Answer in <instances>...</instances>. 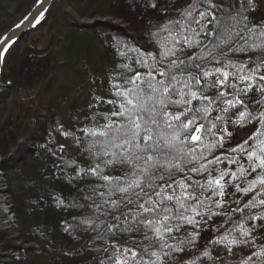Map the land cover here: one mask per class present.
Returning <instances> with one entry per match:
<instances>
[{
  "label": "snow or ice",
  "instance_id": "snow-or-ice-1",
  "mask_svg": "<svg viewBox=\"0 0 264 264\" xmlns=\"http://www.w3.org/2000/svg\"><path fill=\"white\" fill-rule=\"evenodd\" d=\"M256 9L254 0H189L153 25L152 51L114 38L121 62L108 77L110 98L93 90L76 127L57 126L67 143L50 135L53 176L75 192L52 199L78 212L63 231L73 240L88 234L81 247L94 253L92 264H215L217 246L231 256L247 249L237 264H264V21L251 16ZM10 39H0V63ZM237 130L250 134L225 148ZM206 230L218 235L201 248Z\"/></svg>",
  "mask_w": 264,
  "mask_h": 264
},
{
  "label": "rangeland",
  "instance_id": "rangeland-1",
  "mask_svg": "<svg viewBox=\"0 0 264 264\" xmlns=\"http://www.w3.org/2000/svg\"><path fill=\"white\" fill-rule=\"evenodd\" d=\"M152 2L155 3V7L149 6V0H106L105 2L102 0V3L93 0L53 2L51 8L54 5V12L50 17L48 14L42 27H37L38 31L26 36L25 39L23 37L26 34L20 39H23L21 43L31 47L26 55L27 58L32 56L31 52H33L37 53L36 60L43 61L39 62L38 67L28 75L29 78L25 79L21 76V70L26 62L23 58L15 60L6 80L8 86L13 88L3 83L2 77L0 127L5 120L19 121L22 114L31 115L34 112L44 126L29 133L25 151L32 152L37 148V141L45 137L46 129L54 130L57 124L71 123L73 116L71 119H66L69 112L80 114L76 107L83 106V99L90 102L93 90H96L99 96L107 95L109 74L115 71L117 64L121 62L111 47L113 39L118 38L142 52L152 51L153 45L149 41L148 33L153 25L174 17L177 10L183 8L189 0H152ZM254 2L257 9L251 13V16L257 21H264V0H254ZM27 3L28 0H0V16L14 24L29 11L34 2L28 6ZM55 12L58 17H55ZM49 46L51 47L49 51L47 49L48 54L41 50ZM41 63L44 64L43 68ZM44 70L48 75L40 79ZM3 73L2 69V76ZM93 80L96 82L93 83ZM101 84L104 90H100ZM76 86L87 88L86 90L89 91L83 89L76 93ZM76 94L79 95L77 96L79 99ZM101 110L104 111L106 108L102 107ZM228 130L233 131V127L229 126ZM249 134L248 130L235 131V139L226 143L225 148L234 146L246 139ZM1 165L2 161H0V169L7 184L8 195L10 194L13 202L17 229L6 234H4L6 231L0 233V264H30L28 263V259H32L30 250L41 247L37 242L30 241L35 239L28 234L33 228L32 223L35 219L29 217L31 209L29 210L28 207L23 211L24 218L18 216L17 187ZM43 262L33 259V264H45Z\"/></svg>",
  "mask_w": 264,
  "mask_h": 264
},
{
  "label": "trees",
  "instance_id": "trees-1",
  "mask_svg": "<svg viewBox=\"0 0 264 264\" xmlns=\"http://www.w3.org/2000/svg\"><path fill=\"white\" fill-rule=\"evenodd\" d=\"M35 0H28L27 6L34 2ZM102 0H93V2ZM106 0H104L105 2ZM186 1V0H185ZM54 12V5L51 8L49 17ZM56 13V12H55ZM55 17H58L56 13ZM12 21H7L2 16H0V35H2L6 29L12 25ZM42 23L39 27H42ZM38 27V28H39ZM72 28V27H71ZM38 31V29L29 32L26 36ZM22 40H19L7 53L3 70L4 73L3 83L7 84L8 71L11 69L13 62L19 58H23L26 62L24 68L21 70V76L28 79V75H31L33 70L38 67L39 62L43 60L35 59L37 55L31 52L32 56L28 58L26 55L29 53L31 47H27ZM50 47H45L44 50L47 54ZM41 53V52H40ZM50 53V52H49ZM41 67L44 64L41 63ZM49 73V72H48ZM42 74V73H41ZM47 72L43 71V76L40 79H44L47 76ZM8 86V84H7ZM13 88V86H8ZM78 93L80 90H86L87 88H82L81 86H76ZM16 88V87H15ZM89 91V90H86ZM89 95V92H88ZM79 96L76 94V97ZM101 97L110 98L107 95L100 94ZM89 97V96H88ZM78 98V97H77ZM87 98V97H86ZM79 99V98H78ZM81 99V95H80ZM81 101V100H79ZM90 102L86 99L82 100L83 106L76 107L80 114H73L69 112L66 119H71L72 116L83 117L87 114V105ZM30 118V119H29ZM56 125L54 130H45V137L42 140H38L35 151L29 152L25 151L27 145L29 133L32 130L41 128L44 126L43 122L39 121L38 116L34 112L32 114H22L20 120L9 121L5 120L0 127V158L2 161L1 168L8 174L10 180L16 185L18 191V216L22 219L25 216L23 213L24 209L28 207L29 217H34V222L32 223L33 228L28 232L29 236L32 235V242H37L41 247L38 249L30 250V257L28 263L33 264V259L43 262L45 264H92L93 252L89 248H82L81 246L85 244L88 240V234L82 231H77L74 235L77 237L73 240L67 233L63 231L64 225L62 221L72 222L73 216H78L76 210H64L63 208L56 207L55 201L52 199L53 193H58L62 197H70L75 195L74 190L53 176V164L55 163V158L47 152V148L51 147L55 149V144H48L50 135L57 136L60 135L56 130ZM68 129H73L76 125L71 119V123L63 124ZM56 144L67 143L61 136L55 137ZM231 147V146H230ZM23 155H28L24 157ZM67 202V201H66ZM24 204L26 205L24 207ZM215 225L223 223L224 218H214ZM212 227V222H209ZM218 233L211 230H206L201 233L202 239L200 240V246L203 248L207 242L212 239ZM72 248V249H69ZM80 251H77V250ZM248 254V250L244 249L236 256H231L223 249L222 246H217V251L213 253L217 257L215 264H237L240 255ZM40 259V260H39ZM43 259V260H42Z\"/></svg>",
  "mask_w": 264,
  "mask_h": 264
},
{
  "label": "water",
  "instance_id": "water-1",
  "mask_svg": "<svg viewBox=\"0 0 264 264\" xmlns=\"http://www.w3.org/2000/svg\"><path fill=\"white\" fill-rule=\"evenodd\" d=\"M55 1L56 0H43L41 3V0H35L29 11L0 36V39L11 37L10 40H7L6 45H4H10L8 52L25 34L39 27L46 20L49 10ZM37 10H39V12ZM3 64L4 61L0 63V87L2 86Z\"/></svg>",
  "mask_w": 264,
  "mask_h": 264
},
{
  "label": "bare ground",
  "instance_id": "bare-ground-1",
  "mask_svg": "<svg viewBox=\"0 0 264 264\" xmlns=\"http://www.w3.org/2000/svg\"><path fill=\"white\" fill-rule=\"evenodd\" d=\"M16 221L13 202L10 194L8 195L7 184L0 169V233L6 231L4 232L6 234L17 229Z\"/></svg>",
  "mask_w": 264,
  "mask_h": 264
}]
</instances>
